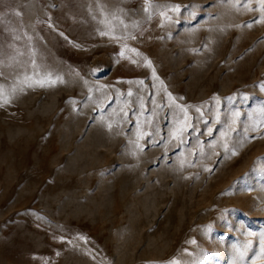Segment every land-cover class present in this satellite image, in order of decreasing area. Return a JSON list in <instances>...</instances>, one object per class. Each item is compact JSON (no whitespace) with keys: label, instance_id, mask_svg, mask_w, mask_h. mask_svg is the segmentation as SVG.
Segmentation results:
<instances>
[{"label":"rangeland","instance_id":"rangeland-1","mask_svg":"<svg viewBox=\"0 0 264 264\" xmlns=\"http://www.w3.org/2000/svg\"><path fill=\"white\" fill-rule=\"evenodd\" d=\"M262 16L0 0V264H264Z\"/></svg>","mask_w":264,"mask_h":264},{"label":"snow or ice","instance_id":"snow-or-ice-1","mask_svg":"<svg viewBox=\"0 0 264 264\" xmlns=\"http://www.w3.org/2000/svg\"><path fill=\"white\" fill-rule=\"evenodd\" d=\"M259 3H260L261 8L264 9V0H259ZM174 10L178 11L179 8L177 7ZM162 15H164V13H162ZM261 21H264V16L261 17ZM261 21H255V22H261ZM101 34L104 35L106 33H101ZM149 64H150V62H149ZM57 79H59V78H57ZM61 82H62V80H61ZM37 83H40L41 86H43L45 81L41 80V81H37ZM47 83L55 84L56 80L49 78ZM0 95H2V91H0ZM262 122H264V121H262ZM109 127H111V125H109ZM233 154H235V153H233ZM192 242L194 243V241H192ZM261 242L264 243V237L261 238ZM250 243L251 242H249V245H250ZM262 251H264V249H262ZM241 255H243V253H241ZM167 264H180V262L175 260V259H172V260L168 261Z\"/></svg>","mask_w":264,"mask_h":264}]
</instances>
